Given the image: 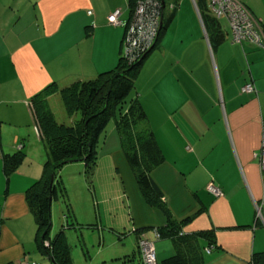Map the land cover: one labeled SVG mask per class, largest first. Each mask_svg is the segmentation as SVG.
<instances>
[{
    "label": "crops",
    "instance_id": "1",
    "mask_svg": "<svg viewBox=\"0 0 264 264\" xmlns=\"http://www.w3.org/2000/svg\"><path fill=\"white\" fill-rule=\"evenodd\" d=\"M193 1L165 0L163 20L169 22L136 73L132 92L165 157L152 171L165 202L175 218L202 209L183 231L208 230L216 240L218 249L201 253L202 264H248L253 253L264 252V171L254 157L264 130V47L232 43L222 19L224 40L211 49ZM237 1L250 10L264 39V0ZM128 2L0 0V264L38 256L25 191L41 177L45 161L31 165L34 150L44 156L45 150L28 103L51 84L62 90L116 66L131 16ZM115 10L118 26L107 22ZM249 82L256 95L240 93ZM114 132L101 152L112 159L123 155ZM20 150V173L6 179L3 157ZM210 181L224 198L207 193ZM137 193L136 205H143ZM162 219L158 212L152 222Z\"/></svg>",
    "mask_w": 264,
    "mask_h": 264
},
{
    "label": "trees",
    "instance_id": "2",
    "mask_svg": "<svg viewBox=\"0 0 264 264\" xmlns=\"http://www.w3.org/2000/svg\"><path fill=\"white\" fill-rule=\"evenodd\" d=\"M155 1L152 3L158 4L161 17H163L165 0ZM205 1L195 0V7L201 17L211 49L224 40L220 23L222 19L228 23L232 43L240 46L247 43L258 48L264 47V43H253L248 38L239 43L234 42L229 20L225 16L213 17ZM128 3L131 21L137 0H129ZM238 3L255 22L250 10L244 4ZM216 9L219 10V7ZM147 12L149 15H153V12L148 8ZM168 22L163 20L152 49L147 53H142L135 60L133 58L136 56V52L129 53V56L127 51V26L121 40L119 58L114 68L100 73L93 80L74 82L65 87L66 89L63 88L61 92L55 84H51L31 98L30 109L37 125L39 139L43 142L45 161L42 166L41 177L26 189L25 199L35 224V250L49 264H72L64 232L60 230L55 237H50L52 227L51 204L57 199L58 191L65 198L64 200L67 199L65 189L59 180V173L66 164L82 162L85 176L91 184L100 156L101 138L104 137L105 129L111 121L114 122V130L117 133L121 151L133 176L128 180V185H125V188H129L132 198L134 197L133 193L138 191L143 205H136L135 201L138 198L130 199V210L138 222L140 221V223L135 222L133 225V234L136 237L135 250L132 254L116 259L117 261L114 260L110 264H146L145 253L140 246V243L146 240H148L153 251V264H202L201 253L204 250L206 253H210L218 249L216 240L210 231L190 234L183 231V228L202 209H198L190 215L186 214L181 218H175L165 202L164 192L152 175V171L164 163L165 157L157 144L143 105L132 92L136 73L147 56L156 48ZM253 27L254 31H259L256 24H253ZM249 85L253 87V91L243 93V88ZM48 92H60L65 113L69 118L79 113L80 119L76 121L72 119L70 125L59 124L47 106L45 97ZM240 93L256 95L255 86L249 82L240 88ZM259 150L254 156L258 165ZM24 160L25 156L21 150L13 155L4 156L2 160L4 177L8 179L14 174ZM205 190L216 199L225 197L223 190L216 186L213 181L208 182ZM65 202L66 213L64 217L66 221H70L69 226L75 227L70 205L67 200ZM158 212L163 217V221L156 224L152 221L155 219V213ZM30 262L41 264L32 260ZM248 264H264V252L253 253Z\"/></svg>",
    "mask_w": 264,
    "mask_h": 264
},
{
    "label": "rangeland",
    "instance_id": "3",
    "mask_svg": "<svg viewBox=\"0 0 264 264\" xmlns=\"http://www.w3.org/2000/svg\"><path fill=\"white\" fill-rule=\"evenodd\" d=\"M205 2L208 6L209 1ZM60 92H48L46 103L59 124L70 125L72 119H80V114L76 113L69 118L64 111ZM114 129V122L111 121L105 129L104 137L101 138L100 156L91 184L85 176L82 162L66 164L59 173L75 227L69 226L70 221H66L64 217L66 200L58 191L57 199L51 204L50 237H55L60 230L64 232L72 264H110L114 260L117 261L116 259L132 254L136 248L133 225L138 220L130 210V199H133L130 190L124 186V183L128 185V180L133 178L131 170L123 155H113L112 159L101 154L103 141L111 140L108 136ZM111 147L112 142L106 144L104 151L107 152ZM33 154L35 157L31 165L37 167L40 159L45 157L44 152L42 149H35ZM261 169L264 170V165ZM18 170L19 168L16 170L17 174L20 173ZM140 246L147 261L148 240L140 243ZM34 260L49 264L40 254ZM26 261L28 260L22 264Z\"/></svg>",
    "mask_w": 264,
    "mask_h": 264
},
{
    "label": "built area",
    "instance_id": "4",
    "mask_svg": "<svg viewBox=\"0 0 264 264\" xmlns=\"http://www.w3.org/2000/svg\"><path fill=\"white\" fill-rule=\"evenodd\" d=\"M207 1V0H206ZM208 8L211 11L213 17L220 18L225 16L231 25L233 31V40L236 43L248 38L251 42L260 44L264 43L261 33L257 30L254 31L253 24L255 22L251 16L244 10V8L236 0H208ZM155 0H137L136 8L133 12L130 24L127 29L126 43L128 45L127 51L129 53L135 51L136 56L134 60L142 53H147L155 44L158 32L160 30L161 11H159L158 4L152 3ZM195 4V0L193 1ZM219 7V10L216 9ZM147 8L153 12V15H149ZM91 12H88L90 14ZM120 11L116 10L110 14L107 21L110 25L118 26L121 24L119 21ZM154 16V17H153ZM252 20V21H251ZM129 58V57H128ZM253 91L252 86L243 88V93H249ZM29 108L31 103H28ZM260 156L259 165L262 168L264 165V133L261 138V146L258 152ZM262 170V169H261ZM264 171V170H263ZM216 193L215 191H213ZM262 206H257V214L261 218ZM145 245V244H143ZM147 252V261L145 263L153 264L154 256L151 246L149 245ZM23 264H37L35 262L26 261Z\"/></svg>",
    "mask_w": 264,
    "mask_h": 264
},
{
    "label": "clouds",
    "instance_id": "5",
    "mask_svg": "<svg viewBox=\"0 0 264 264\" xmlns=\"http://www.w3.org/2000/svg\"><path fill=\"white\" fill-rule=\"evenodd\" d=\"M162 22H163V17H161V21H160V28H161V25H162L161 23H162Z\"/></svg>",
    "mask_w": 264,
    "mask_h": 264
},
{
    "label": "water",
    "instance_id": "6",
    "mask_svg": "<svg viewBox=\"0 0 264 264\" xmlns=\"http://www.w3.org/2000/svg\"><path fill=\"white\" fill-rule=\"evenodd\" d=\"M162 24V23H161ZM52 182H53V180H52Z\"/></svg>",
    "mask_w": 264,
    "mask_h": 264
}]
</instances>
